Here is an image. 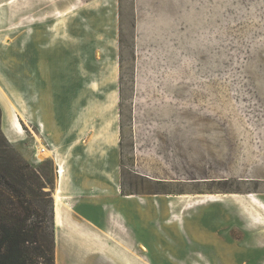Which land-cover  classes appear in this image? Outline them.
<instances>
[{
  "label": "rangeland",
  "instance_id": "obj_1",
  "mask_svg": "<svg viewBox=\"0 0 264 264\" xmlns=\"http://www.w3.org/2000/svg\"><path fill=\"white\" fill-rule=\"evenodd\" d=\"M0 81L25 111L17 128L0 99V138L55 218L61 184L78 222L106 211L114 261L263 264L201 246L208 209L229 219L212 235L264 246V0H0Z\"/></svg>",
  "mask_w": 264,
  "mask_h": 264
},
{
  "label": "trees",
  "instance_id": "obj_2",
  "mask_svg": "<svg viewBox=\"0 0 264 264\" xmlns=\"http://www.w3.org/2000/svg\"><path fill=\"white\" fill-rule=\"evenodd\" d=\"M1 137L0 264H56L54 186Z\"/></svg>",
  "mask_w": 264,
  "mask_h": 264
},
{
  "label": "crops",
  "instance_id": "obj_3",
  "mask_svg": "<svg viewBox=\"0 0 264 264\" xmlns=\"http://www.w3.org/2000/svg\"><path fill=\"white\" fill-rule=\"evenodd\" d=\"M12 112V111H11ZM13 118V116H12ZM51 144V142H50ZM52 146V145H51ZM59 170V169H58ZM66 174V167H65ZM65 180V179H64ZM64 186H59V194L62 197V204H56V264H123V257L118 261H114L112 253L115 248H118V252L123 253V247L121 245L106 244V233L113 228L114 220L110 216L106 215V211L103 209L104 220L97 221L90 218H86L88 225L78 222L73 218L70 205L63 201L62 190ZM122 204V205H121ZM120 206V213L123 214V199ZM105 205H107L105 203ZM116 204L109 202L108 206H114ZM101 206V205H100ZM209 211V212H208ZM203 217L202 228L205 232V242L202 244V252L206 253H244V254H261L264 252L263 247H256L255 242L248 240L247 245H240L241 240H234L229 235L219 237L212 235L210 231L219 226H223L229 222L222 216L221 223L214 220V216L219 214L214 213L208 209ZM213 216H212V215ZM123 216V215H122ZM217 218V217H216ZM66 220L71 224L70 226L75 230L78 239L71 240L72 236L63 230V233L59 231V221L65 226ZM119 223L123 225L122 219ZM90 224V225H89ZM237 242V243H235ZM62 244V246H60ZM62 247V248H61ZM112 251V253H111ZM62 256V262H61ZM264 264V262H263Z\"/></svg>",
  "mask_w": 264,
  "mask_h": 264
},
{
  "label": "bare ground",
  "instance_id": "obj_4",
  "mask_svg": "<svg viewBox=\"0 0 264 264\" xmlns=\"http://www.w3.org/2000/svg\"><path fill=\"white\" fill-rule=\"evenodd\" d=\"M69 11V10H68ZM9 93L3 88V85L0 81V99H2L4 101V103L7 104L8 107H10V110L12 111V116H13V122L14 125H16V127H20L21 126V120H20V116L25 117V111L21 108V106H19L18 104L16 105L14 102H12V100L8 99L7 97H10L8 95ZM20 115V116H19ZM52 147H56L53 143H51ZM56 151L55 149H50L47 148L45 144H43L42 142H39V144L37 145V156L44 157L47 155H52V152ZM57 158L59 159L58 161V173H59V181H64L66 174H65V167H66V157H62L59 158V156H57ZM212 195V194H211ZM209 195V196H211ZM248 196H256L257 193H248L246 194ZM134 195H130L128 196V198H134ZM61 205L62 204V197L59 194V191H57V198H56V204ZM169 205L171 206V204L169 203ZM59 223V231L63 233V228L64 225L62 224L61 221L58 222ZM127 260V259H125Z\"/></svg>",
  "mask_w": 264,
  "mask_h": 264
}]
</instances>
